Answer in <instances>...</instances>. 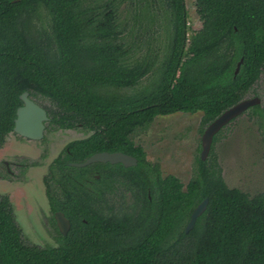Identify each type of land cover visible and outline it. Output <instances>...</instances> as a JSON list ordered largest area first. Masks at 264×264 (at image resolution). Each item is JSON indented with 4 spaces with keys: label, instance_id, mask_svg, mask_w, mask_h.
Instances as JSON below:
<instances>
[{
    "label": "trees",
    "instance_id": "1",
    "mask_svg": "<svg viewBox=\"0 0 264 264\" xmlns=\"http://www.w3.org/2000/svg\"><path fill=\"white\" fill-rule=\"evenodd\" d=\"M195 6L193 30L186 0H0V146L25 91L46 109V131L86 133L44 177L67 233L52 215L55 242H31L0 194V264H264V191L230 188L201 154L184 184L134 141L159 115L200 111L203 133L239 101L264 97V0ZM104 151L137 164H71Z\"/></svg>",
    "mask_w": 264,
    "mask_h": 264
},
{
    "label": "rangeland",
    "instance_id": "2",
    "mask_svg": "<svg viewBox=\"0 0 264 264\" xmlns=\"http://www.w3.org/2000/svg\"><path fill=\"white\" fill-rule=\"evenodd\" d=\"M186 5L191 29L200 28L195 0H186ZM152 14L159 22L161 13L155 10ZM258 90L263 96V83L258 84ZM259 103L264 107V97ZM201 115L200 111L159 115L136 132L134 141L163 175L176 176L186 184L193 174L196 156L201 154ZM85 134L79 129L52 128L45 131L41 140H34L11 133L0 146V194L10 196L16 218L33 243L55 242L44 177L67 142ZM206 158L220 165L230 188L251 196L264 191V118L258 115V109L252 106L225 124L216 133ZM6 161L14 174L6 172Z\"/></svg>",
    "mask_w": 264,
    "mask_h": 264
},
{
    "label": "water",
    "instance_id": "3",
    "mask_svg": "<svg viewBox=\"0 0 264 264\" xmlns=\"http://www.w3.org/2000/svg\"><path fill=\"white\" fill-rule=\"evenodd\" d=\"M241 62V61H240ZM237 66L236 72L239 69ZM23 104L17 108L14 131L18 134L35 140H40L44 137L45 133V122L49 120L47 111L40 104L30 98L29 92L25 91L20 95ZM260 102L258 96L253 98H245L232 107L225 110L221 115H219L214 121H212L204 130L202 134V150L201 158L206 159L208 153L210 152L213 139L216 133L230 120L234 119L241 113L245 112L248 108L255 106ZM94 162H111V163H122L125 166H132L137 164V158L119 151L115 152H97L90 157H88L83 162H74L72 165L85 166ZM208 203V198H205L197 207L193 210L191 214L190 221L186 227L188 232L197 220V217L202 214L206 209ZM55 219L59 225L60 230L66 234L69 227L70 221L65 217L64 213L57 212L55 214Z\"/></svg>",
    "mask_w": 264,
    "mask_h": 264
},
{
    "label": "flooded vegetation",
    "instance_id": "4",
    "mask_svg": "<svg viewBox=\"0 0 264 264\" xmlns=\"http://www.w3.org/2000/svg\"><path fill=\"white\" fill-rule=\"evenodd\" d=\"M46 123H47V122H45V125H46ZM45 131H46V127H45ZM11 133H16V134H18L17 132L14 131V129H13V131L10 132L9 134H11ZM9 134H8V136H9ZM44 134H45V133H44ZM18 135H20V134H18ZM8 136H7V137H8ZM21 136H22V135H21ZM84 136H85V135H84ZM84 136H83V137H84ZM7 137H6V139H7ZM23 137H24V136H23ZM26 138H27V137H26ZM79 138H82V137H77V138H74V139H79ZM28 139H30V138H28ZM74 139H71L70 141H72V140H74ZM34 140H35V139H34ZM40 140H41V139H40ZM70 141H69V142H70ZM5 142H6V141H5ZM67 143H68V142H67ZM4 144H5V143H4ZM4 144H3V145H4ZM3 145H2V146H3ZM62 150H63V149H62ZM58 155H59V154H58ZM58 155H57V156H58ZM57 156H56V157H57ZM104 163H105V162H104ZM20 164H21V165H23V164L26 165V164L23 163V162H21ZM6 165H7L6 172H7L8 174H10V175L14 174V171L11 169V167H10V165H9V162L6 161ZM56 193H59L58 190H56ZM57 212H62V211H54V213L52 214V215H54V218H55V214H56ZM62 213H63V212H62ZM55 221H56V219H55ZM56 225H57L58 229L60 230L57 221H56ZM60 231H61V230H60ZM61 232H62V231H61ZM62 233H63V232H62ZM63 234H64V233H63Z\"/></svg>",
    "mask_w": 264,
    "mask_h": 264
}]
</instances>
